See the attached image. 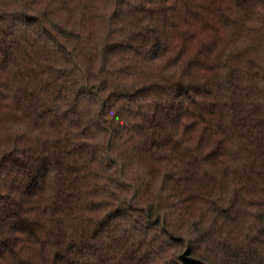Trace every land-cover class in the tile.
<instances>
[{
  "label": "trees",
  "instance_id": "16d2710c",
  "mask_svg": "<svg viewBox=\"0 0 264 264\" xmlns=\"http://www.w3.org/2000/svg\"><path fill=\"white\" fill-rule=\"evenodd\" d=\"M0 264H264V0H0Z\"/></svg>",
  "mask_w": 264,
  "mask_h": 264
}]
</instances>
